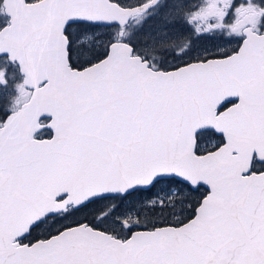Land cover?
Segmentation results:
<instances>
[{
  "label": "snow or ice",
  "instance_id": "6c2138e0",
  "mask_svg": "<svg viewBox=\"0 0 264 264\" xmlns=\"http://www.w3.org/2000/svg\"><path fill=\"white\" fill-rule=\"evenodd\" d=\"M0 264H264V0H0Z\"/></svg>",
  "mask_w": 264,
  "mask_h": 264
}]
</instances>
